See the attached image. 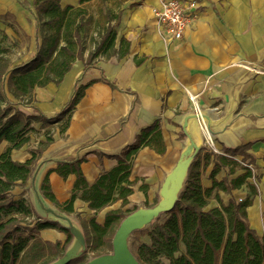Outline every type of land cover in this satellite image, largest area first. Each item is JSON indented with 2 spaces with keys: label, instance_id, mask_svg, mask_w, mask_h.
Listing matches in <instances>:
<instances>
[{
  "label": "crops",
  "instance_id": "0c3cea01",
  "mask_svg": "<svg viewBox=\"0 0 264 264\" xmlns=\"http://www.w3.org/2000/svg\"><path fill=\"white\" fill-rule=\"evenodd\" d=\"M23 1L31 5L30 12L17 0H0V34L8 39L22 35L30 40L26 58L13 61L16 64L30 60L36 51L34 0ZM186 1L196 3L194 20L182 38L173 41L158 27L151 13L159 0H107V9L119 17L117 24L115 20L110 24L115 25L116 32L114 54L109 59L99 57L96 68L84 74V60L93 48L89 38H98L92 33L94 22L108 25L101 15L99 0H91L86 9L94 22L80 57L59 84L36 88L29 107L15 106L16 111L26 115L35 107L46 118H52L67 103L77 81L80 85H89L66 132L62 135L53 130V142L38 159L32 177L11 192L14 199H25L41 220L56 221V215H62L58 206L42 194L41 185L46 176L59 204L66 203L73 192L75 175L61 178L52 172L58 164L83 160L80 168L91 185L103 172L113 169L117 165L114 157L154 123L159 124L164 150L156 151V147L162 148L159 143L138 150L130 175V181L137 183L123 210L130 206L145 207L146 200L159 201L166 176L188 145L182 127L185 119L193 114L189 96H195L209 118L212 140L218 151L250 145L247 153L253 163L246 164L259 180H248L258 194L247 208V218L250 228L264 240V0ZM60 6L81 7L79 0H60ZM83 31H79L81 37ZM122 39L128 45L122 47ZM120 54H123L121 58ZM102 75L115 86L104 83ZM32 126L35 132L30 134V143L12 151L13 161L29 160L30 151L43 140L41 124ZM187 130L205 148L206 137L196 120L188 121ZM6 146L5 141L0 144V154ZM235 159L240 162L242 158ZM212 167L202 176L206 188L211 186ZM241 173L243 170H238L235 176ZM225 174V171L218 174L217 180ZM247 194L245 187L233 191L237 200ZM219 195L225 204L231 197L225 193ZM38 203L47 215L37 214ZM215 207H218L217 201L210 200L207 209ZM119 208L120 202H117L95 213L77 198L69 218L73 221L77 215L86 220L95 217L102 223L106 212ZM39 237L52 243H63L66 239L64 233L53 229L40 231ZM141 242L149 243V238L145 235Z\"/></svg>",
  "mask_w": 264,
  "mask_h": 264
},
{
  "label": "trees",
  "instance_id": "16d2710c",
  "mask_svg": "<svg viewBox=\"0 0 264 264\" xmlns=\"http://www.w3.org/2000/svg\"><path fill=\"white\" fill-rule=\"evenodd\" d=\"M22 8L30 12L31 5L17 0ZM91 0H79L81 7L60 6V0H34L36 25V51L33 57L21 63L11 58L6 35L0 37V144L7 146L0 154V264H50L61 257L70 246L73 237L69 230L54 220H41L24 199H14L11 192L16 185H24L33 175L38 159L53 142V130L64 134L76 106L84 97L89 85L77 81L73 92L63 108L52 118H46L32 107L28 115L16 111L15 106L29 107L36 88L50 83L59 84L73 63L85 50L86 35L90 33L93 17L88 15L86 5ZM107 0H99L101 15L106 27L94 22L92 31L98 36L89 38L92 50L84 60V74L96 68V60L106 59L114 54L116 38L115 25L119 17L106 7ZM83 36H80V30ZM91 33V34H92ZM121 45H128L122 39ZM123 54H120V57ZM102 81L112 87L114 82L102 75ZM40 123L43 140L30 151L31 158L23 163L13 161L11 153L30 143V134L35 132L33 124ZM159 143L164 150L160 127L154 123L143 130L136 141L115 156L117 165L103 172L93 184H88L80 165L83 160L60 163L52 171L61 178L75 175L70 199L59 204L51 191L48 177L41 185L47 200L56 204L65 218L74 213L73 202L79 198L87 203L88 209L98 213L120 202V208L106 212L102 223L95 217L83 219L77 215L79 227L86 243V254L71 260L68 264H85L86 259L106 255L112 250V238L120 222L132 210H123L129 204L135 181H130L134 157L142 146L153 147ZM250 145L235 149H222V155L207 148H201L191 163L188 174L173 210L164 214L162 222L144 233L149 243L134 240L133 253L140 264H263L264 240L248 223L247 208L253 203L258 192L249 179L259 180L252 171L242 165L253 163L247 153ZM241 157L238 162L235 158ZM212 165L209 174L211 186L202 184V176ZM238 170L243 173L236 175ZM225 171L221 180L216 176ZM235 176L234 178H230ZM246 188L247 195L241 201L233 196V191ZM219 193L230 195L229 201L222 202ZM216 200L218 207L207 209L210 200ZM157 203V201H156ZM155 203V204H156ZM70 219V218H69ZM30 221V222H29ZM53 229L66 235L65 241L49 242L39 237L42 230ZM142 232V230L137 231ZM135 233V232H134ZM133 233V234H134Z\"/></svg>",
  "mask_w": 264,
  "mask_h": 264
},
{
  "label": "water",
  "instance_id": "95a60500",
  "mask_svg": "<svg viewBox=\"0 0 264 264\" xmlns=\"http://www.w3.org/2000/svg\"><path fill=\"white\" fill-rule=\"evenodd\" d=\"M202 118L207 121V129L210 131L209 118L205 115ZM192 119L197 121V116L192 114L183 123L182 130L188 139V145L180 154L178 161L170 173L166 176L160 188L159 201L151 207L137 208L134 212L127 215L120 222L114 233L111 242V252L92 258L85 264H140L130 249L128 240L134 232L143 230L161 215L171 212L178 201L189 167L201 149V146L187 130L188 121ZM56 221L69 230L73 240L64 254L50 264H68L71 260L86 254L85 239L79 225L71 219L56 215Z\"/></svg>",
  "mask_w": 264,
  "mask_h": 264
},
{
  "label": "built area",
  "instance_id": "2783aa9c",
  "mask_svg": "<svg viewBox=\"0 0 264 264\" xmlns=\"http://www.w3.org/2000/svg\"><path fill=\"white\" fill-rule=\"evenodd\" d=\"M196 8V3L194 1L186 0H159V3L151 8V13L155 17L156 24L158 27L163 29V31L168 35L169 40H180L184 34V31L189 27L194 20L193 10ZM189 100L193 105V114L197 116L198 125L200 130L204 134V128H207V121H205L202 116L205 115L201 106L198 104L197 98L195 96H189ZM205 135V134H204ZM211 147L209 150L213 151L215 154L222 155L221 151L215 148L214 143H209ZM251 170L250 166L247 164H242ZM239 199L238 201H241ZM89 259H92L89 256Z\"/></svg>",
  "mask_w": 264,
  "mask_h": 264
},
{
  "label": "rangeland",
  "instance_id": "374dc122",
  "mask_svg": "<svg viewBox=\"0 0 264 264\" xmlns=\"http://www.w3.org/2000/svg\"><path fill=\"white\" fill-rule=\"evenodd\" d=\"M18 38H16L14 35L11 36V38L9 39V41H7V45L10 48V53L11 58L13 59L14 62H18L22 59H25L26 54H28V49L30 47V40H28L27 38L23 37L22 35H16ZM1 37V34H0ZM32 43V42H31ZM204 143H206L205 139H204ZM207 149H210V145L208 143H206V146H204ZM25 200V199H24ZM26 201V200H25ZM156 201H158V199H154L153 201H148L146 200L144 202L145 207H151L153 205H155ZM27 202V201H26ZM28 203V202H27ZM141 206V205H140ZM135 206H130L128 209L132 210ZM138 208V207H137ZM34 211V209H33ZM35 212V211H34ZM47 215L45 213V211L42 209V207L39 205V203L37 204V214L40 215ZM165 218V215H161L158 219V222H162ZM76 224L79 225L77 219L75 218L73 220ZM99 221L101 222V218H99ZM30 222V221H29ZM157 223V220H155L153 223H151L149 226H147L146 228H144L145 230H143L142 232H135L134 234H132L128 240L130 249L132 250V252L134 251V249L132 248L131 244L134 240L136 241H141V239L145 236L144 233L148 232L149 229H152ZM90 260L89 258L86 259V261Z\"/></svg>",
  "mask_w": 264,
  "mask_h": 264
},
{
  "label": "bare ground",
  "instance_id": "6f19581e",
  "mask_svg": "<svg viewBox=\"0 0 264 264\" xmlns=\"http://www.w3.org/2000/svg\"><path fill=\"white\" fill-rule=\"evenodd\" d=\"M204 134H205V137H206V140L209 142V143H212L213 142V136L211 134V132L207 129V128H204Z\"/></svg>",
  "mask_w": 264,
  "mask_h": 264
}]
</instances>
